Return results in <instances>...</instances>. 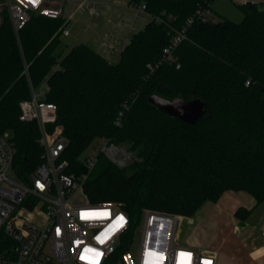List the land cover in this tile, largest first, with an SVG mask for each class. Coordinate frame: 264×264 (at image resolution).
Segmentation results:
<instances>
[{"label":"trees","instance_id":"1","mask_svg":"<svg viewBox=\"0 0 264 264\" xmlns=\"http://www.w3.org/2000/svg\"><path fill=\"white\" fill-rule=\"evenodd\" d=\"M215 1L130 0L145 4L151 20L116 62L86 43L59 59L65 16L32 15L19 37L10 23L0 28V135L13 134L17 177L27 182L41 162L38 124L20 119V105L46 81L44 100L58 107L50 126L60 124L69 140L60 157L68 162L64 172L87 174L90 201L119 204L131 218L130 232L147 210L194 217L228 190L256 200L234 212L245 226L264 201V3L240 5V22L194 21L173 57L163 60L175 32ZM154 93L200 99L205 113L187 123L152 104ZM102 137L127 145L134 160L119 167L100 154L88 169L84 153Z\"/></svg>","mask_w":264,"mask_h":264},{"label":"built area","instance_id":"2","mask_svg":"<svg viewBox=\"0 0 264 264\" xmlns=\"http://www.w3.org/2000/svg\"><path fill=\"white\" fill-rule=\"evenodd\" d=\"M67 1L75 5L68 16L66 0H0V28L10 23L19 37L35 14L65 16L69 23L83 7L91 16L98 13L92 0ZM134 8L146 12L145 4ZM196 20L216 23L218 18L212 6L200 7L163 49V60L173 57ZM66 26L61 28L62 35L70 34ZM44 95L32 87V97L20 105V119L37 122L38 141L43 148L41 162L27 182L20 180L13 169L17 148L10 133L0 135V264H218L217 251L181 239V227L184 223L194 224L193 218L147 210L130 232L131 218L119 204L91 202L84 188L87 174L78 177L64 172L68 162L60 157L69 140L60 124L51 128L57 122L58 107L45 101ZM95 144L93 153L85 157L88 169L93 168L100 154L119 167L128 165L130 152L124 145L105 137Z\"/></svg>","mask_w":264,"mask_h":264},{"label":"rangeland","instance_id":"3","mask_svg":"<svg viewBox=\"0 0 264 264\" xmlns=\"http://www.w3.org/2000/svg\"><path fill=\"white\" fill-rule=\"evenodd\" d=\"M242 4H244L243 0H216L212 8L218 20L229 18L233 21L240 22L243 19V12L240 9V5ZM111 6L113 7L111 11H104L107 8L103 9L97 5L99 10L94 16H91L86 8L76 12L73 20L66 26L70 34L61 36V43L55 55L61 59L73 46L79 43L90 42L88 36H91L95 29H98L103 38L108 37L111 42L116 43L117 50L114 52V49L111 50L110 60L113 62L118 61L125 42L122 34L126 32L127 26H132L133 32H137L151 20V15L147 12L137 11L135 8H131L129 10L130 12L123 14L121 8L114 5ZM74 8L75 5L66 0L65 16L74 12ZM136 13L138 16L134 19ZM105 20H111V23L103 30L102 25ZM126 41H129V39ZM57 68L58 66H55L53 70ZM47 90L48 84L46 81L35 88V92L38 94L41 91L45 94ZM9 133L13 137L12 132ZM95 145V143L92 144L85 151L84 155L92 154ZM124 146L128 149L127 145ZM128 151L130 152V159L128 161L131 162L134 160L135 154L129 149ZM232 194L236 197L230 199L228 195H224L220 200L219 206L213 202H208L194 217H189L194 219V224L189 225L184 223L180 230V237L188 243L190 241H199L200 245L196 246L198 248L217 251L218 264H264V251L260 248V246L264 245V201L254 209L251 217L245 224V227L257 231L259 240L256 242L254 238L246 235L247 232H244L246 229L233 216V211L237 207L245 206L252 208L255 206L256 201L252 195L244 191L234 192ZM255 243L257 250L252 253Z\"/></svg>","mask_w":264,"mask_h":264},{"label":"crops","instance_id":"4","mask_svg":"<svg viewBox=\"0 0 264 264\" xmlns=\"http://www.w3.org/2000/svg\"><path fill=\"white\" fill-rule=\"evenodd\" d=\"M93 2H95L96 3V5H99L100 7H102L103 9L104 8H107L106 10L104 9V11H111V8H113L111 5H114V6H116V7H118V8H121L122 10H123V14H127V12H130L129 10L131 9V8H134V5H132L131 3H130V0H92ZM258 1H261L262 3H264V0H258ZM212 6H213V4H212ZM83 8H85V7H83ZM83 8H81V9H83ZM80 9V10H81ZM87 9V8H86ZM78 12V11H77ZM72 13V12H71ZM136 16H138V14L136 13L135 14V16H134V19L136 18ZM73 20V19H72ZM71 22V21H70ZM109 23H111V20H105L104 22H103V30H104V28H106L107 26H108V24ZM119 24V23H118ZM132 26H127V29H126V32L124 33L123 32V34H122V36H124V47H125V45L129 42V41H126L127 39H129L130 40V37H131V35L133 34V33H135V32H133V30H132V28H131ZM88 40H90V42L88 41L86 44H88V45H90L93 49H95L96 51H98L100 54H102V55H104L105 57H107L109 60H110V58H111V50H113V52L114 51H116L117 49V47H116V43H113V42H111L110 40H109V38L107 37V38H103L102 37V34H101V32L100 31H98V29H95V31L91 34V36H88ZM124 47L122 48V50L124 49ZM110 50H109V49ZM121 50V51H122ZM111 61V60H110ZM234 192H240V191H233V190H228V191H226L223 195H222V197L220 198V200L224 197V195H228V198H234V197H236V196H234L232 193H234ZM229 193H231V194H229ZM247 193V192H246ZM249 194V193H248ZM232 195V196H231ZM253 197V196H252ZM254 198V197H253ZM255 199V198H254ZM220 200L217 202V203H215V204H217L218 206L220 205L219 203H220ZM256 201V200H255ZM256 205V204H255ZM238 208V207H237ZM236 208V209H237ZM253 208V207H252ZM236 209H234V211H233V213L235 212V210ZM234 216V215H233ZM235 218V217H234ZM244 227V229H246V230H244V232H247L246 233V235L248 236V237H250V238H254L255 239V241L257 242V240H259V236H258V233H257V231H255V230H253L252 228H248V227H245V226H243ZM193 243H195V244H199V241H192ZM260 248L264 251V245H262V246H260ZM257 249H256V243L253 245V250H252V253H254L255 251H256ZM264 256V255H263Z\"/></svg>","mask_w":264,"mask_h":264},{"label":"water","instance_id":"5","mask_svg":"<svg viewBox=\"0 0 264 264\" xmlns=\"http://www.w3.org/2000/svg\"><path fill=\"white\" fill-rule=\"evenodd\" d=\"M149 101L161 111L190 124H195L200 120L206 108L205 102L200 99L189 100L183 97L168 99L157 93L152 94Z\"/></svg>","mask_w":264,"mask_h":264},{"label":"snow or ice","instance_id":"6","mask_svg":"<svg viewBox=\"0 0 264 264\" xmlns=\"http://www.w3.org/2000/svg\"><path fill=\"white\" fill-rule=\"evenodd\" d=\"M120 219H123V217H121Z\"/></svg>","mask_w":264,"mask_h":264}]
</instances>
